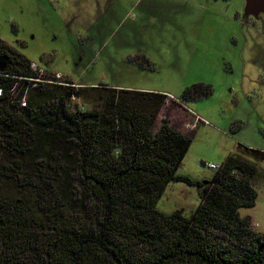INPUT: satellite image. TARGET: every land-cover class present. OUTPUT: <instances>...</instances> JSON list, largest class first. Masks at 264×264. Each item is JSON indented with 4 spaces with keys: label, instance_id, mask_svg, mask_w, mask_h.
I'll return each instance as SVG.
<instances>
[{
    "label": "trees",
    "instance_id": "16d2710c",
    "mask_svg": "<svg viewBox=\"0 0 264 264\" xmlns=\"http://www.w3.org/2000/svg\"><path fill=\"white\" fill-rule=\"evenodd\" d=\"M32 64L0 37V264H264V234L238 212L255 204L263 150L178 175L191 140L167 117L155 130L166 94L48 82ZM170 182L198 190L189 216L156 208Z\"/></svg>",
    "mask_w": 264,
    "mask_h": 264
},
{
    "label": "rangeland",
    "instance_id": "374dc122",
    "mask_svg": "<svg viewBox=\"0 0 264 264\" xmlns=\"http://www.w3.org/2000/svg\"><path fill=\"white\" fill-rule=\"evenodd\" d=\"M259 15L244 19V0H0V37L44 76L58 74L75 87L123 85L176 103L193 84L210 88L206 96L179 101L203 120L192 128L176 174L203 180L215 171L208 164L218 165L239 145L264 151ZM176 105L167 106L173 118ZM71 106L90 108L78 99ZM255 164V204L238 212L264 234V163ZM198 199L195 187L170 182L156 208L189 216Z\"/></svg>",
    "mask_w": 264,
    "mask_h": 264
},
{
    "label": "crops",
    "instance_id": "0c3cea01",
    "mask_svg": "<svg viewBox=\"0 0 264 264\" xmlns=\"http://www.w3.org/2000/svg\"><path fill=\"white\" fill-rule=\"evenodd\" d=\"M130 64L132 65H136L135 62H132V61H129ZM130 86V85H129ZM114 87H117V88H127V89H132L130 87H127V86H123V85H116ZM136 90H139L138 88H136ZM169 97V96H168ZM174 100L176 99H173V98H168L167 101H166V104L164 105V107L162 108L161 112L158 114L157 118H156V121H155V130L158 128L160 122H158V118L159 116H162L163 117H167L169 119V122L170 124L176 129L178 130L179 132H181L183 135L187 136L190 138V133L192 131V128H188L187 125L190 124H194L193 122L197 121L198 119V122L202 123V117L199 116L197 113H195L193 110L189 109V108H186V107H182L181 106V103H179V101L176 103ZM169 102H172V103H175L177 104L175 106V109L174 111L172 112V114L174 113V118L171 117L170 115V109H168V103ZM179 103V104H178ZM182 107V108H181ZM161 120V119H160ZM198 122L195 124L197 125ZM157 126V127H156ZM196 128V127H195ZM220 164V163H219ZM218 164V165H219Z\"/></svg>",
    "mask_w": 264,
    "mask_h": 264
},
{
    "label": "water",
    "instance_id": "95a60500",
    "mask_svg": "<svg viewBox=\"0 0 264 264\" xmlns=\"http://www.w3.org/2000/svg\"><path fill=\"white\" fill-rule=\"evenodd\" d=\"M264 14V0H244V15L257 17Z\"/></svg>",
    "mask_w": 264,
    "mask_h": 264
},
{
    "label": "built area",
    "instance_id": "2783aa9c",
    "mask_svg": "<svg viewBox=\"0 0 264 264\" xmlns=\"http://www.w3.org/2000/svg\"><path fill=\"white\" fill-rule=\"evenodd\" d=\"M32 68L36 69L37 66L35 64H32ZM39 71H40V68H39ZM40 73H41V71H40ZM59 79H60V75L55 74L54 75V78L52 80H47V81L48 82H56V83H59L58 82V81H60ZM197 121H198V119H197ZM197 121H196V123H197ZM194 126H195V123L192 124V125H187L188 128H193ZM207 166H208V168H210L212 170H217L219 168V165H214V164H208Z\"/></svg>",
    "mask_w": 264,
    "mask_h": 264
},
{
    "label": "flooded vegetation",
    "instance_id": "af4514ba",
    "mask_svg": "<svg viewBox=\"0 0 264 264\" xmlns=\"http://www.w3.org/2000/svg\"><path fill=\"white\" fill-rule=\"evenodd\" d=\"M263 15H264V14H263ZM260 16H261V15H258V17H257L256 19H259ZM251 17H252V16H248V17H247V16L244 15V19H249V18H251ZM252 18H254V17H252Z\"/></svg>",
    "mask_w": 264,
    "mask_h": 264
},
{
    "label": "clouds",
    "instance_id": "9594fccd",
    "mask_svg": "<svg viewBox=\"0 0 264 264\" xmlns=\"http://www.w3.org/2000/svg\"><path fill=\"white\" fill-rule=\"evenodd\" d=\"M198 122V121H197Z\"/></svg>",
    "mask_w": 264,
    "mask_h": 264
}]
</instances>
